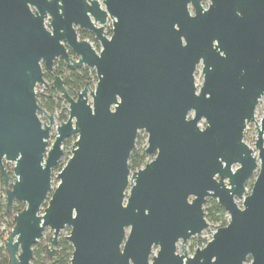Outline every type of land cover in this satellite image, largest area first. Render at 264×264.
I'll return each instance as SVG.
<instances>
[{"label":"water","instance_id":"obj_1","mask_svg":"<svg viewBox=\"0 0 264 264\" xmlns=\"http://www.w3.org/2000/svg\"><path fill=\"white\" fill-rule=\"evenodd\" d=\"M236 6L244 23L264 19V0H211L206 11L200 0H0V176L7 212L25 205L5 242L8 264H32L47 228L54 255L66 227L70 264H264V118L260 128L255 122L258 156L243 142L264 93V51L246 41L243 52L258 55H234ZM76 28L91 33L101 51L79 40ZM57 59L71 70H95L97 84L74 99L55 78L68 119L50 147L54 118L39 107L35 87L44 85L40 63L51 72ZM200 60L205 82L197 95ZM141 131L145 154L155 157L131 172ZM72 137L71 157L41 214ZM4 163H14L12 178ZM208 198L226 212L227 226L192 257L176 256L179 240L208 228ZM153 247L159 251L151 257Z\"/></svg>","mask_w":264,"mask_h":264},{"label":"rangeland","instance_id":"obj_2","mask_svg":"<svg viewBox=\"0 0 264 264\" xmlns=\"http://www.w3.org/2000/svg\"><path fill=\"white\" fill-rule=\"evenodd\" d=\"M97 1H99V3L101 4V0H97ZM49 24H50V20L47 19L45 21V27L48 30H50ZM111 30H112V22L109 20L107 22V24L104 26V32H105L104 35L107 38L111 37V35H112L111 34ZM76 31H77L79 40H84L87 43H89L91 45V47L93 48V50H95L96 53H99L101 51V47H100L99 43H97L94 39H91L90 37H86L85 39H82L83 31L79 30L78 28H76ZM73 59L75 61H77L78 57L73 56ZM53 67H54V75L53 76L60 75V77L63 79L64 77H66L68 75V71L66 69H62L60 67V64H59L58 61H56L54 63ZM78 70L84 71V72L87 73V75L89 76V79H90L89 87L93 91L95 89V87H96V84H97V78H96L95 70L88 69L86 67H83V68L78 69ZM57 72H58V74H57ZM200 83H201L200 77H197V83H196L197 86H200ZM45 84L46 85H50V87H51L52 81L45 78ZM46 85L45 86H37L36 89H35L36 95H40V96L41 95H45L47 93L48 89L50 88V87L47 88ZM54 97L57 98V99L58 98L62 99V97H61V95L59 93H57V95H55ZM91 102H92L91 98L89 97L88 103L91 104ZM38 105H39V102H38ZM39 107H40V105H39ZM66 111H67V114H65ZM62 114L66 116V120H67L68 119V105L64 101L62 103H60V107L58 109H56L54 114L52 115L54 117L55 121H54V126H53L51 134H50V140H49V146L50 147L53 144L54 139L56 137V128L58 126H60V124H61V121L59 120V117ZM48 115H51V114H48ZM263 115H264V102H261L260 106L257 109L256 117H255V122H256L258 127L256 126L255 123L247 125V128L245 130V134H244V137H243V142L248 147L253 149V156L254 157L258 156V151H256L254 149V143H255V140H256V137H257V135H256V127L260 128L261 119H262ZM191 117H192V115H189V119ZM39 118H40L41 122L47 123V120L43 119L42 115H39ZM204 128H205V123L201 122L199 124V129L203 130ZM75 141H76V137H72L70 139H67L62 145L63 156L60 159V161L58 162V165L56 166V168L52 172V176H51V178H52V181H51L52 190L50 191V193L48 195V199L46 200L45 204L41 208V211H40L41 214H43V211L46 209L47 204H48V200L51 197L52 192L56 189V187L59 184V180L57 179V175L61 172V170L64 168V166L66 165V163L70 159L71 151L73 149V144L75 143ZM146 147H147V134L144 131H141V132L138 133L134 149H136V150H143L144 149L145 150ZM154 156L155 155L149 157L148 161L151 162L154 159ZM13 167H14V163L5 164V168H6L8 174H9V176L11 178L13 177ZM236 168H237V166H234L233 170H235ZM257 173H258V170L255 172L253 177L246 183L244 197L250 194L251 188H252L253 183H254V181L256 179ZM225 183H227V182L225 181ZM236 202H237L238 207L241 208L242 201L241 200H236ZM4 203H6L4 186L0 184V206H3ZM1 216H2V212H0V248L5 247L6 239L8 238L10 232L12 231L10 229L8 223L6 221L2 220ZM227 220L229 221L228 216H227ZM216 231H217L216 230V226H213V225L208 223V228L205 231H203L200 235L191 238L187 242V244L185 246V249H186L188 257H192L197 248L202 249L203 247H205V245L212 240V237H213V235H214V233ZM69 234H70V228L69 227L64 228L59 234L58 242L61 239H65L66 240V237H68ZM51 236H52V232L48 228L45 229V231L43 233V236L39 240L38 243H41V246H43V247L46 246L49 249V247H50L49 239L51 238ZM198 240H201V241L204 242V246L203 247L195 246L196 241H198ZM33 251H34V247H33ZM155 254H156V251L153 252V255H155ZM33 258H34V254H33L32 260H33ZM248 262L245 263V264H248Z\"/></svg>","mask_w":264,"mask_h":264},{"label":"trees","instance_id":"obj_3","mask_svg":"<svg viewBox=\"0 0 264 264\" xmlns=\"http://www.w3.org/2000/svg\"><path fill=\"white\" fill-rule=\"evenodd\" d=\"M86 37L92 38L90 33H82V39ZM89 76L86 72L80 70H71L68 71V75L63 78V85L65 86L68 94L75 98L77 94L83 90L84 87L89 85ZM57 95V91L53 88H49L45 95H37V99L40 107L48 114L53 115L55 110L60 107L62 99H57L54 96ZM67 114V111L65 112ZM59 120L61 124L66 122V116L60 115ZM148 162V158L145 155V150H136L134 149L128 160V168L130 171L135 172L140 170ZM0 184L3 185V180L0 176ZM25 209V206L22 203L15 202L12 211L9 213L6 210V203L3 206H0V212H2V220L6 221L12 230L14 228V218L16 215L21 213ZM204 218L207 223L216 226V230L227 226V214L226 212L218 205L217 201L211 198H208L203 207ZM206 244V243H205ZM195 246L203 247L204 242L201 240L196 241ZM49 249L41 246V243H37L34 246V258L32 264H70L72 257V247L65 240L61 239L56 248L55 254L49 255ZM8 256L6 253V248H0V264H8Z\"/></svg>","mask_w":264,"mask_h":264},{"label":"flooded vegetation","instance_id":"obj_4","mask_svg":"<svg viewBox=\"0 0 264 264\" xmlns=\"http://www.w3.org/2000/svg\"><path fill=\"white\" fill-rule=\"evenodd\" d=\"M200 6L201 8L203 9V11H206L209 9V7L211 6V0H200ZM235 16L236 18L234 19L233 21V31H232V37L234 38L235 41H237V46L234 47L235 49L237 48L239 50V52H234V55H240V57H247V58H250V57H254L255 55H258L257 53H254V52H243V49L245 48V42L248 41V42H257L258 44H260V49H262L264 51V47H263V44H264V19L261 21V24L260 25H255V24H247V23H244L242 21V18H243V14H242V8L240 6H236L235 8ZM188 10H189V13L191 14V16L193 15L194 13V10H193V7L191 5L188 6ZM31 11L32 12H35V9L34 8H31ZM49 19V18H47ZM46 19V20H47ZM45 20V21H46ZM50 20V19H49ZM47 29V28H46ZM48 30V29H47ZM83 33H89V32H83ZM105 34V32H104ZM111 34H112V30H111ZM90 35L92 36L91 39H94V36L90 33ZM238 36V39L236 38ZM245 37V38H244ZM244 38V39H243ZM95 40V39H94ZM66 51L67 53L69 54L70 58L72 60L73 59V54L71 53L70 49L66 47ZM241 51V52H240ZM259 54H262L259 52ZM220 55L222 56V53H220ZM58 61L59 64H60V67L62 69H66L67 71H71L70 68L67 67V65L65 64V62L61 59H57L54 61V63ZM75 61V60H74ZM53 63V65H54ZM260 63V61H257L255 60L254 62V65H258ZM41 65V68H42V71H43V80H44V85H37V86H45V78L48 79V80H51L52 81V84H51V88H53V82L55 80L56 77H60V75H57V76H53L54 75V67L52 66V70L51 72H48L46 69H44V65L43 63L41 62L40 63ZM78 70V69H77ZM73 71V70H72ZM59 72V71H58ZM57 72V74H58ZM61 73V72H60ZM246 72L245 71H242V75H244ZM53 76V77H52ZM197 77H200V80H201V83H200V86H197ZM193 78H194V86L197 90V95L200 93L202 87L204 86V82H205V75L203 74V64H202V60L199 61V63L196 65L195 67V71L193 73ZM62 82H63V79L61 78ZM36 86V87H37ZM35 87V89H36ZM50 85H47V88H49ZM54 89V88H53ZM55 90V89H54ZM57 91V90H55ZM58 93V91H57ZM37 97V95H36ZM76 99V97H75ZM63 100V99H62ZM64 101V100H63ZM261 102H264V93H262L260 95V97L258 98L257 100V105L255 107V111H254V122L255 123V117H256V112H257V109L258 107L260 106ZM37 103H38V99H37ZM189 115H192L191 118L194 117V114L193 112L189 113ZM189 115H188V119H189ZM52 116V115H51ZM54 118V117H53ZM190 118V119H191ZM264 118V115L261 119V121L263 120ZM44 119V118H43ZM55 121V119H54ZM201 122H204L205 123V119H202L200 121ZM48 123V121H47ZM199 123V124H200ZM206 124V123H205ZM252 124V123H251ZM249 125V124H248ZM247 128V126H246ZM246 130V129H245ZM245 134V133H244ZM256 135H258V132L256 131ZM263 135H264V132H263ZM136 143V142H135ZM146 155V154H145ZM147 156V155H146ZM153 156V155H152ZM149 157L151 156H147V158L149 159ZM155 157V156H154ZM149 161L146 163L148 164ZM145 164V165H146ZM144 167V166H143ZM142 167V168H143ZM141 168V169H142ZM189 241V240H188ZM187 241V242H188ZM187 242H183L182 240H179L176 245H175V255L176 256H182L183 255V251L184 253L187 255V252H186V249H185V246L187 244ZM180 246V247H179ZM198 247V246H197ZM200 249V248H198ZM196 249V250H198ZM156 251V254L153 255V252ZM159 251V248L158 247H153L152 249V255L151 257H154L157 255ZM188 256V255H187ZM151 264V263H150Z\"/></svg>","mask_w":264,"mask_h":264}]
</instances>
